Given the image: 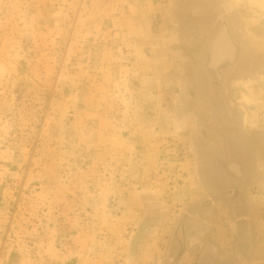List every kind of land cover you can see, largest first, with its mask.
<instances>
[{
  "label": "rangeland",
  "instance_id": "obj_1",
  "mask_svg": "<svg viewBox=\"0 0 264 264\" xmlns=\"http://www.w3.org/2000/svg\"><path fill=\"white\" fill-rule=\"evenodd\" d=\"M115 1L0 0V264H264V0H226L241 51L211 151L213 25Z\"/></svg>",
  "mask_w": 264,
  "mask_h": 264
},
{
  "label": "flooded vegetation",
  "instance_id": "obj_2",
  "mask_svg": "<svg viewBox=\"0 0 264 264\" xmlns=\"http://www.w3.org/2000/svg\"><path fill=\"white\" fill-rule=\"evenodd\" d=\"M176 8L182 11L183 18L190 17L191 21H198V23L191 21L189 23L197 24V28L200 29L199 33L206 31L213 25V32L209 38L210 46L204 65L206 76L203 77L205 97L202 122L206 144L201 145L203 150L211 151V149L218 148V145H214V134L216 136V133L220 132L226 124L230 126L229 117L220 112L222 101L217 97V94L220 88L224 86L225 73L229 70L235 73L239 68L236 62H238L241 48L233 29V18L230 15V7L226 0H178ZM209 133L212 135L210 136ZM211 140H213L212 143ZM237 169L238 166L233 164L231 170L235 174H238L236 173ZM222 179L210 178L205 184L212 185L213 188L219 187L223 184L224 180ZM229 182L232 184L239 183V179L229 177Z\"/></svg>",
  "mask_w": 264,
  "mask_h": 264
},
{
  "label": "crops",
  "instance_id": "obj_3",
  "mask_svg": "<svg viewBox=\"0 0 264 264\" xmlns=\"http://www.w3.org/2000/svg\"><path fill=\"white\" fill-rule=\"evenodd\" d=\"M115 2H116L115 6L120 11L129 9L133 15H135L137 13L138 16L135 20H137L138 22H141L143 20H145V21L151 20L153 15H155V14H153V9H155L157 7L154 5L153 0H131V1L117 0ZM118 5H120V7ZM214 216H215V214H214ZM237 232H238V238H240V240L241 239L243 240L242 241V243H243L242 247H240L239 249H243V251H242L243 255H244V257H246L247 248L248 249L251 248V247H249V242H248L249 241L248 234L250 233V231L246 227V225H244V228H239L237 230ZM222 247H224V246H222ZM225 247H227V246H225ZM213 248L218 249L215 246H213ZM227 255H230V253L228 252ZM246 260H247V258H246ZM232 261L233 260H231L229 258V256L222 258L220 255H218V256L213 257V259L207 263L208 264H230Z\"/></svg>",
  "mask_w": 264,
  "mask_h": 264
}]
</instances>
